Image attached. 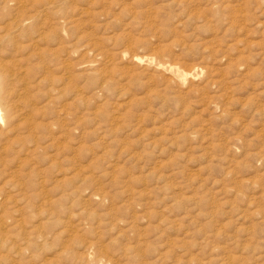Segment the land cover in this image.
<instances>
[{"label": "rangeland", "instance_id": "obj_1", "mask_svg": "<svg viewBox=\"0 0 264 264\" xmlns=\"http://www.w3.org/2000/svg\"><path fill=\"white\" fill-rule=\"evenodd\" d=\"M34 1L0 264H264V0Z\"/></svg>", "mask_w": 264, "mask_h": 264}, {"label": "bare ground", "instance_id": "obj_2", "mask_svg": "<svg viewBox=\"0 0 264 264\" xmlns=\"http://www.w3.org/2000/svg\"><path fill=\"white\" fill-rule=\"evenodd\" d=\"M47 2V1H46ZM0 3H1V10H3V8L4 9H9V7L11 6V5H13V6H11V7H14L15 6V8H16V13H15V15L14 16H12V18L8 21V23H6L5 24V27H0V33H5L4 34V37L2 38V35H1V38H0V43L2 44V46L1 47H3V49L1 50L0 49V51H1V55L2 54H4V55H7V56H9V57H16V56H20V52L23 50V52L27 49V47H26V49L24 50V49H20L19 50V47H20V45H18L19 47H16V45L14 44V41H13V37L15 36V34H16V32L17 31H22L23 29H24V27L27 25V24H29V25H32L30 22L32 21H34L35 19L34 18H36V16L35 17H32V15L31 16H29V14L27 15V13H28V11H34L35 13L37 12L38 14L39 13H44V12H51L53 9H55V8H53V7H51V5H52V3L50 4V2H48V3H44V4H42V2H38V1H30L29 0V2H28V4H26L25 2H23V0H0ZM30 7V8H29ZM28 9V10H27ZM10 10H11V8H10ZM54 11V10H53ZM35 13H33V14H35ZM51 13H53V12H51ZM30 14H32V13H30ZM9 15V14H8ZM7 14H6V16H8ZM35 15H37V14H35ZM10 16V15H9ZM7 18H10V17H7ZM58 18H60V17H58ZM65 18V17H64ZM34 19V20H33ZM47 19V18H46ZM46 19H45V21H46ZM49 19V18H48ZM8 20V19H7ZM54 20H55V18H54ZM59 20H61V19H59ZM43 22L42 24H44L45 25V27H47L48 29L49 28H51V30H50V32L52 31V27L57 31V32H59L60 30H62V28H63V25L64 24H58V25H60L61 27L60 28H57V27H55V24H53V23H49V22ZM69 21V20H68ZM67 22V21H66ZM35 23V22H34ZM36 23H37V21H36ZM1 24H3V22L1 23ZM43 26V25H42ZM35 27V26H34ZM26 28V27H25ZM39 28V27H38ZM44 28V27H43ZM41 29V28H40ZM65 29V28H64ZM25 31V30H24ZM23 31V32H24ZM38 31V30H37ZM40 31H42V30H40ZM11 32V33H10ZM23 32H22V34H23ZM50 32H48V33H50ZM54 32V31H53ZM35 33V32H34ZM37 33V38H41V33H43V32H36ZM46 34H47V32H46ZM53 34V33H52ZM13 35V36H12ZM43 35H45V34H43ZM20 36H22V35H20ZM26 36V35H25ZM48 36H49V34H48ZM57 36V35H56ZM29 37V36H28ZM33 37V36H32ZM44 37V36H43ZM20 38V37H19ZM36 38V39H37ZM49 38V37H48ZM35 39H31V37H30V41H34ZM40 41H42V40H40ZM49 41V40H48ZM43 42V41H42ZM0 44V45H1ZM20 44V43H19ZM33 44H35V43H33ZM29 45H30V43H29ZM31 46V45H30ZM29 46V48H31L32 49V46L30 47ZM21 48V47H20ZM31 49H29V50H31ZM27 52H29V51H27ZM25 53V52H24ZM23 53V54H24ZM30 53V52H29ZM32 53H33V51H32ZM31 54V53H30ZM32 56H34V55H32ZM36 56V55H35ZM27 58H29V59H31L32 60V57L30 56V57H27ZM38 58V57H37ZM20 59H23V58H20ZM25 60V59H24ZM28 60V59H27ZM19 62V61H18ZM0 68H2L1 70H0V135L2 134V132H3V130L1 129V126L2 127H4L5 129H7L8 127H10V123L13 121L12 120V118H11V116H12V110H11V106L9 105V101H8V99H9V97L7 98V95L6 94H9V93H7L8 92V74L6 73V71L3 69V67H0ZM6 68H8V67H6ZM8 70V69H7ZM9 71H10V69H9ZM9 74L10 75H12L11 74V71L9 72ZM10 92V91H9ZM12 120V121H11ZM5 131V130H4ZM105 197H102V199H104ZM91 256V255H90Z\"/></svg>", "mask_w": 264, "mask_h": 264}]
</instances>
